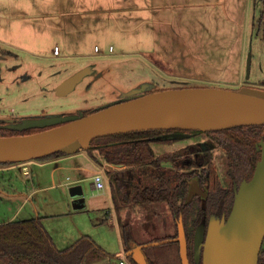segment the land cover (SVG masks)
<instances>
[{"label": "rangeland", "instance_id": "1", "mask_svg": "<svg viewBox=\"0 0 264 264\" xmlns=\"http://www.w3.org/2000/svg\"><path fill=\"white\" fill-rule=\"evenodd\" d=\"M263 11L264 0H0V125L11 119L90 112L144 85L148 92L260 87ZM55 45L61 49L60 57L54 56ZM87 68L91 72L73 91L57 95L58 84ZM197 142L213 143L202 136L156 141L151 147L163 155ZM212 153L220 179L229 186L225 152L214 147ZM38 161L20 162L30 164V177L24 168L9 172L7 165H0V224L37 218L38 209L40 214L74 212L71 188L81 186L87 212L47 223L59 236L70 230L85 235L97 231L101 236L106 230L117 236L127 223L133 224L139 241L178 232L166 202L125 201L129 190L117 197L110 184L100 193L92 189L90 175L80 178L76 172L58 174L54 181L50 173L54 165L41 171ZM110 169L103 171L105 183ZM196 181L190 180L191 196ZM24 202L28 203L25 209ZM97 222L103 227L97 229ZM174 243L161 249L171 251L178 262ZM107 261L110 258L101 257L92 264Z\"/></svg>", "mask_w": 264, "mask_h": 264}, {"label": "water", "instance_id": "2", "mask_svg": "<svg viewBox=\"0 0 264 264\" xmlns=\"http://www.w3.org/2000/svg\"><path fill=\"white\" fill-rule=\"evenodd\" d=\"M264 39V23H263ZM252 56L248 61V77ZM91 72L78 71L62 82L55 92L66 96ZM148 85L128 92L122 99L94 110L73 115H53L9 120L14 131L39 129L27 135L0 136V163L37 160L56 152L71 155L88 150L95 138L147 130H179L153 138L182 140L187 131L214 132L240 126L264 125V90L249 86L237 90L217 87H187L148 92ZM261 159L251 180L235 186V200L228 218L212 217L194 234V258L203 264H259L264 243V139L258 144ZM75 203L84 205L81 186L71 188ZM178 242L182 264H191L189 241L181 216L178 236L135 245L126 256L147 264L144 250Z\"/></svg>", "mask_w": 264, "mask_h": 264}, {"label": "trees", "instance_id": "3", "mask_svg": "<svg viewBox=\"0 0 264 264\" xmlns=\"http://www.w3.org/2000/svg\"><path fill=\"white\" fill-rule=\"evenodd\" d=\"M263 21L264 12L261 16V22ZM38 131L40 130L14 131L0 128V136L27 135ZM172 131L179 130L135 131L95 138L88 151L97 149L107 163L126 166L125 171L108 172L117 197L127 189L129 192L125 193V201H133L137 204L166 202L175 218L177 229L178 220L183 216L189 241L190 262L203 264L202 261L196 262L194 258L195 231L201 223L207 226L212 216L221 219L223 215L227 218L230 215L235 200L234 185L251 180L257 163L261 159L258 144L264 139V125L240 126L210 132L225 152L231 189L222 184L211 151L201 153L195 145L174 153L157 155L151 147V143L156 142L153 138ZM160 141L172 143L175 140ZM197 153H199L198 156L194 155ZM60 155L66 154L56 152L40 160ZM9 164L13 163H0V165ZM197 168L201 169L199 173ZM142 169L145 172H142ZM144 174H147L146 178H139ZM194 177H198L200 186L207 190L205 200L199 199L198 195H190V180ZM127 179L134 181L135 185L132 186ZM131 192H133L132 198ZM177 236L178 232L166 238L171 239ZM166 238L155 239V241L166 240ZM123 240L127 252L137 245L129 223L123 226ZM167 244L146 248L144 253L147 264H182L179 243H174L178 246V262L171 258V251L165 252L161 249ZM101 257H108L111 261L116 260V262L102 264H120L121 261L116 255L107 252L91 236H84L70 247L59 249L45 228L41 217L0 224V264H92ZM125 258L129 264H139L132 256ZM259 264H264V243Z\"/></svg>", "mask_w": 264, "mask_h": 264}, {"label": "crops", "instance_id": "4", "mask_svg": "<svg viewBox=\"0 0 264 264\" xmlns=\"http://www.w3.org/2000/svg\"><path fill=\"white\" fill-rule=\"evenodd\" d=\"M55 47H56V45H55ZM54 56H56V55H54ZM60 56H61V54L56 56V57H60ZM60 84H58L56 86V88ZM37 160H39L38 161V163H39L38 167L41 168V171L43 170V168H51L54 165L53 169L50 171V173L53 176L54 181L56 180V177L58 176V174H59V176L62 175L63 177H65V175L69 172H76L77 176L80 175V178H81V175H82V177L84 175H90V177L92 178V181H93V175L96 172L104 171V169L107 168V166H111L112 169L106 170V172H107L106 175L108 176V179H109V180L107 179L106 184L107 185L110 184L113 189H114V186L111 184L108 172L109 171L118 172V171L124 170V167L122 165L107 163V161H105L103 155L97 149L93 150L91 152L88 150H80L79 152H77L75 154H71V155L66 154V155L54 156V157L46 159V160H40V159H37ZM25 167L29 168L30 164H28V163L9 164V165L5 166V170L10 172L13 169H20L21 170V168L23 169ZM0 168H2V167H0ZM35 178H36V175H35ZM67 179L70 180L71 178L67 177ZM78 181H80L79 177L74 179L73 183L75 184ZM68 183L69 182H67L65 184H68ZM92 189L95 190L93 182H92ZM105 189H106V187H105ZM105 189L103 191H100V193H103L105 191ZM28 199H29V197L26 198V202ZM27 205H28V203L24 202L23 209H25L27 207ZM74 206H75L74 212L72 210H67L68 212H63L62 214H44V213L40 214L41 210L38 209L39 214L37 217L42 218V222H43L45 228L47 229V231L51 235L55 245L59 249H65V248L70 247L78 239H80L84 236H91L107 252H109L113 255H118V253L122 254L121 256H119V258L121 257L120 259H123L124 257H126L127 250H126L124 240H123V230L120 231L117 236L108 233L106 230H105V236L95 234V233H98L97 231H95V233L85 235L84 233H86V232H82L81 230H79L75 233H72L70 230L67 232H63L59 236V235H57V232L54 230L52 223L49 224V226H48L47 223L50 222V220L52 222H54V220H60V218H62L63 216H66V215L71 216V215L76 214V213H84L85 211L87 212L85 205L78 206L77 204L74 203ZM102 217H103V215H102ZM31 218L32 217H30L28 219H31ZM33 218H36V217H33ZM49 218H51V219H49ZM13 220H9V222L13 221ZM15 220H18V219H15ZM22 220H24V219H22ZM129 224H131V223H129ZM95 227L97 229H99V227H103V225L101 223L99 224V222H97V225H95ZM131 227H132L133 234L135 237V241L137 242V245L146 244V243L155 241V239H159V238L163 239L165 237H169V236H160V237L149 236L145 240L139 241L133 224H131ZM51 228L54 231H52ZM73 234H75V235H73ZM125 260H126V264H129V261L126 258H125ZM107 262H116V260L115 261L110 260ZM107 262H104V263H107Z\"/></svg>", "mask_w": 264, "mask_h": 264}, {"label": "flooded vegetation", "instance_id": "5", "mask_svg": "<svg viewBox=\"0 0 264 264\" xmlns=\"http://www.w3.org/2000/svg\"><path fill=\"white\" fill-rule=\"evenodd\" d=\"M264 12V11H263ZM263 23H264V21H263ZM250 87V86H249ZM252 88H256V89H260V90H264V80L262 81V86H260V87H252ZM11 120H21V119H11ZM10 120V121H11ZM9 123V120H6V121H4L1 125H7ZM0 125V126H1ZM173 132V131H172ZM171 132V133H172ZM187 133H191L193 136L191 137V138H188V139H195V138H198V137H202V136H207L208 138H209V140H212V142L213 143H211L210 144V146H208V145H206V144H204V143H202V142H197V143H195V144H193V145H190L189 147H191V146H197V149H199L198 151L199 152H207V151H211V152H213V149H214V147H218V149H220V150H223L222 149V147L221 146H219L217 143H216V141L214 140V136L210 133V132H187ZM175 141H179V140H175ZM188 148V147H187ZM186 149V148H185ZM154 150V149H153ZM177 150H174V151H171V152H169V153H174V152H176ZM156 153V152H155ZM157 154V153H156ZM157 155H159V154H157ZM194 155H196V156H198L199 155V153H197V154H194ZM213 162H214V158H213ZM215 163V162H214ZM124 167V169H126V166H123ZM130 169V168H129ZM128 170V169H127ZM197 170V172L199 173L200 171H201V169L200 168H197L196 169ZM125 171V170H124ZM142 172H145V170L144 169H142ZM191 172V171H190ZM146 176H147V174L145 175L144 174V176H142V177H139V178H146ZM194 179H197V181H196V183H197V185L195 186V184H194V186H195V188H196V192L193 194V195H198V198L199 199H201V200H205L206 199V195H207V190L205 189V188H203L202 186H200V184H199V181H198V177H194ZM127 181H129V183H131L132 184V186L133 185H135V183L134 182H131V180L129 179V180H127ZM229 181V180H228ZM221 182H222V180H221ZM230 183V182H229ZM222 184L224 185V183L222 182ZM237 184H235L234 185V187H233V190L235 191V186H236ZM198 186V187H197ZM230 186V185H229ZM229 186H225L224 185V187H228V188H230L231 189V187H229ZM134 189V188H133ZM133 189H132V191H133ZM236 192V191H235ZM131 193H133V192H131ZM212 217H216V216H212ZM211 217V218H212ZM224 217H226L227 218V216H225V215H223V217L221 218V219H223ZM210 218V219H211ZM217 218V217H216ZM210 221V220H209Z\"/></svg>", "mask_w": 264, "mask_h": 264}, {"label": "built area", "instance_id": "6", "mask_svg": "<svg viewBox=\"0 0 264 264\" xmlns=\"http://www.w3.org/2000/svg\"><path fill=\"white\" fill-rule=\"evenodd\" d=\"M111 50H112V48H111ZM96 51H99L98 47H96ZM60 54H61V49L59 46H56L54 48V55L58 56ZM24 173L26 176H29V177L31 176V173H30V170L28 167L24 168ZM105 179H106V177H105L103 171H98L94 174L93 183H94V189L96 191L100 192V191H103L105 189V187H106ZM120 264H126L125 257L123 259H121Z\"/></svg>", "mask_w": 264, "mask_h": 264}]
</instances>
